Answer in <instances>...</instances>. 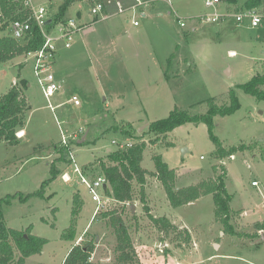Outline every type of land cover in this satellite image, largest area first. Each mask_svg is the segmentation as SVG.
Segmentation results:
<instances>
[{
  "label": "rangeland",
  "instance_id": "374dc122",
  "mask_svg": "<svg viewBox=\"0 0 264 264\" xmlns=\"http://www.w3.org/2000/svg\"><path fill=\"white\" fill-rule=\"evenodd\" d=\"M31 1L34 6H44L52 18L63 0ZM225 1L215 10L227 16L205 22L200 15L211 14L214 8L206 7L204 0H170V4L148 0L137 8L138 26L126 25L129 11L93 21L89 13L93 0L73 3L66 19L91 24L94 31H76L69 47H64L62 39L57 42L58 68L54 64L52 72L60 88L49 98L42 94L32 57L24 53L0 63V95L12 86L20 87L29 105L24 137L14 144L0 141V198L16 193L3 206V218L7 227L23 231L31 227L32 234L48 239L23 264H61L83 234L87 238L95 235L94 262L117 264L114 228L108 219L93 220L95 202L73 162L58 164L60 171L52 177L55 156L49 148L62 133H78L72 150L76 166L85 170L87 179L100 174L98 161L107 159L108 150L128 141H144L141 166L148 171H154L152 156L160 153L168 167L175 169L176 188L214 179L226 168L225 184L233 210L229 229L215 219L210 194L172 207L160 181L150 174L145 177L144 202L135 180L131 202H110L109 209H124L134 257L140 264H264V240L259 239L264 234V100L238 90L235 110L214 116L213 132L222 146L244 147L232 158L216 155L204 122H186L154 135L147 130L149 123L176 108L195 114L207 111L209 98L227 104L232 86L246 83L257 72L264 73V0L255 8L261 16L256 26L246 18L240 22L235 18L247 0ZM59 24L56 21L53 35ZM4 34L11 35L10 26L0 31V36ZM74 94L78 105L69 100ZM121 123H129L134 135L113 130ZM183 148L187 150L183 152ZM64 172L70 176L68 180L62 179ZM253 180L256 184H251ZM43 184V196L36 195ZM102 188L99 194L104 193ZM75 193L83 202L76 239L65 241L61 234L70 223ZM130 204L135 205L134 212ZM144 204L153 216L168 217L177 230L159 232ZM182 229L189 231V242L178 236ZM18 255L15 248L14 259Z\"/></svg>",
  "mask_w": 264,
  "mask_h": 264
},
{
  "label": "trees",
  "instance_id": "16d2710c",
  "mask_svg": "<svg viewBox=\"0 0 264 264\" xmlns=\"http://www.w3.org/2000/svg\"><path fill=\"white\" fill-rule=\"evenodd\" d=\"M79 0H63L60 4L57 13L52 17L53 22H66V13L68 8ZM236 0H226L227 3H233ZM262 4V0H247L243 9H255ZM22 9L21 0H0V31L6 29L12 18L20 17ZM35 46V42L27 41L26 39H15L9 34L0 36V63L12 59L17 55H22L28 49ZM238 90L244 93L253 95L257 100H264V73H255L249 81L243 84H237L230 88L227 104H218L214 98H209L207 101V111L204 113H191L187 109L176 108L167 117L157 119L147 125V130L151 134L168 133L176 126L186 122L198 123L204 122L208 128L209 137L216 147V155L219 157H229L236 150L244 149L243 146L235 145L230 148L222 146L221 142L213 132V118L215 115L231 114L239 104ZM29 108L26 95L23 94L20 87L12 86L4 94L0 95V141L5 140L6 143L14 144L18 141L17 132L23 129L26 119V112ZM113 130L122 131L134 135L129 123H121L119 126L112 127ZM103 134V132H102ZM73 141L67 145H61L60 142H54L50 145V149L55 152L56 157L52 161L51 173L52 177L60 171L58 164H69L71 159L69 151L73 149ZM145 143L132 142L131 146L116 147L114 150H108L106 153L107 159L98 161L100 174L106 177V185L104 186L105 193L113 199V201L121 204L131 202L134 197L133 180L140 186V199L144 202L145 197V177L147 174L155 176L160 181L166 194L168 204L172 207H178L197 200L200 196L210 194L215 204L214 216L215 219L222 222L226 228H230L229 222L231 213L233 212L229 199L230 194L225 184L226 168H221L214 179L201 180L196 184L174 186L176 172L175 169L168 167L167 163L162 159L160 153L153 155L154 171H148L141 166ZM85 171V170H84ZM51 177V178H52ZM46 184V183H45ZM43 184L36 195L43 196ZM8 195L0 198V264H23L25 259L30 255L38 253L42 250L48 239L34 235L31 233V227L23 231L12 227H7L3 218V206L11 203L12 197ZM82 200L79 193L73 194L71 202L70 223L66 230L61 234L63 240L76 239V220L82 209ZM145 205L147 215L160 232L165 233L176 231L177 227L171 223L168 217L160 215L155 217L150 213V208ZM130 210H132L129 207ZM124 209L117 208L104 209L100 213H96L94 219H108V224L114 228L116 235L115 262L117 264H140L134 257V247L131 241V234L126 224L123 213ZM135 216V213L132 214ZM232 231V229H230ZM178 236L184 242H189L190 234L187 229L178 231ZM95 235L87 238L85 234L81 236L80 242L72 244L67 251L61 264H99L91 259V255L95 250L94 244ZM15 248L19 255L14 259Z\"/></svg>",
  "mask_w": 264,
  "mask_h": 264
},
{
  "label": "built area",
  "instance_id": "2783aa9c",
  "mask_svg": "<svg viewBox=\"0 0 264 264\" xmlns=\"http://www.w3.org/2000/svg\"><path fill=\"white\" fill-rule=\"evenodd\" d=\"M22 9L20 17L12 18L9 26L11 31V36L15 39H26L28 42H35V46L31 49L26 50L25 56L32 57L34 60L33 71L37 77V81L41 88L42 94L47 98L51 97L55 91L60 88L55 76L53 75L52 69L55 64V55L57 49V42L63 40L64 47H69L72 36L76 31H80L86 25L76 24L73 20L68 19L66 22H60L57 27L56 35H53L52 31L55 28V23L51 17L47 15V9L44 6H34L31 0H21ZM148 0H134L130 4H124L122 0H93L90 6L89 13L94 18L93 21H98L99 19L106 18L108 16L115 15L117 13H122L125 11L130 12L128 22L136 26L139 24V20L136 18L137 8H139L144 2ZM170 4V0H165ZM223 0H204V5L206 7H213L214 11L211 14H202L201 19L205 22L216 21L219 18L225 17L222 12L216 11L215 7ZM227 4V3H226ZM228 5V4H227ZM237 21H243V19H248L252 26H256L260 20L261 16L256 12L255 9H243L236 11L234 14ZM50 20V22H49ZM180 26L184 25V22L179 21ZM264 65V62H263ZM70 101L74 105L80 103L78 97L73 95ZM51 109L54 106L50 103L48 104ZM78 138V133H72L70 135L61 134V139L59 140L61 145H67L69 142L75 141ZM116 144V141H112ZM132 142H120L117 143L116 147L131 146ZM69 157L74 164V171L79 175L80 182L88 188L91 200L95 202L94 213L108 209L110 202L113 201L105 191L103 194H99L98 190L102 188L104 190V185H106V177L104 174H98L92 179H87L84 169H79L75 164V154L74 150H68ZM232 158V156H230ZM70 176L67 172L62 174L63 180H68ZM251 184H256L253 180Z\"/></svg>",
  "mask_w": 264,
  "mask_h": 264
},
{
  "label": "crops",
  "instance_id": "0c3cea01",
  "mask_svg": "<svg viewBox=\"0 0 264 264\" xmlns=\"http://www.w3.org/2000/svg\"><path fill=\"white\" fill-rule=\"evenodd\" d=\"M123 1V3L124 4H130V3H132L134 0H130V1H128V0H122ZM141 15L142 16H145V13L144 12H141ZM128 18L129 17H125V19H124V21H125V23H126V25L127 26H133V25H131L127 20H128ZM123 21V20H122ZM118 23H119V21L117 20V22H116V26L118 25ZM138 25H140V23L138 24ZM137 25V26H138ZM141 27H138V28H136V30H135V32L138 30V29H140ZM83 30V32L84 33H86V34H90V32H93L94 31V28L91 26V24H86L85 25V27L82 29ZM97 48H98V50L101 48V46L99 45V46H97ZM104 52H105V54H108V52H109V48L107 49V45H104ZM99 51H101V50H99ZM234 52L231 50L230 51V54H233ZM169 59V58H168ZM55 67H56V69L58 68V64H57V62L55 61ZM4 94V93H3ZM75 95V94H74ZM73 96V95H72ZM71 96V97H72ZM70 100V99H69ZM28 101V100H27ZM63 120H65V119H63ZM19 133H21V135L18 137V139H20V137L21 138H23L24 137V133H23V129H20L19 131H18ZM56 142H59V140L58 141H56ZM50 149V148H49ZM52 154L56 157V154L54 153V152H52ZM54 157V158H55ZM186 186V185H185ZM189 204V203H188ZM263 233H264V231H263ZM261 234H262V232H261ZM261 234H260V236H261ZM262 235H264V234H262ZM259 240V239H258ZM71 245V244H70ZM72 246V245H71ZM70 249V248H69Z\"/></svg>",
  "mask_w": 264,
  "mask_h": 264
},
{
  "label": "water",
  "instance_id": "95a60500",
  "mask_svg": "<svg viewBox=\"0 0 264 264\" xmlns=\"http://www.w3.org/2000/svg\"><path fill=\"white\" fill-rule=\"evenodd\" d=\"M49 22H50V20H49ZM140 129V128H139ZM187 149L186 148H183V152H185ZM105 186V185H104ZM131 205V209H132V212H134V210H135V205H133V204H130ZM260 240H264V235H262L261 234V236H260V238H259Z\"/></svg>",
  "mask_w": 264,
  "mask_h": 264
},
{
  "label": "bare ground",
  "instance_id": "6f19581e",
  "mask_svg": "<svg viewBox=\"0 0 264 264\" xmlns=\"http://www.w3.org/2000/svg\"><path fill=\"white\" fill-rule=\"evenodd\" d=\"M19 133V132H18ZM21 133H19V135H20Z\"/></svg>",
  "mask_w": 264,
  "mask_h": 264
}]
</instances>
